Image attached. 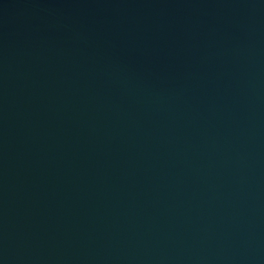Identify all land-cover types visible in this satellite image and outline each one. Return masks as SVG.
Here are the masks:
<instances>
[{"label":"water","instance_id":"1","mask_svg":"<svg viewBox=\"0 0 264 264\" xmlns=\"http://www.w3.org/2000/svg\"><path fill=\"white\" fill-rule=\"evenodd\" d=\"M0 264H264V0H0Z\"/></svg>","mask_w":264,"mask_h":264}]
</instances>
